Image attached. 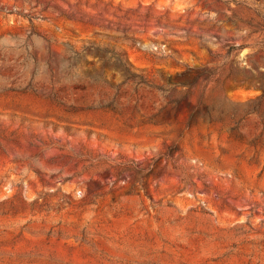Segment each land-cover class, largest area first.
<instances>
[{"label":"rangeland","instance_id":"obj_1","mask_svg":"<svg viewBox=\"0 0 264 264\" xmlns=\"http://www.w3.org/2000/svg\"><path fill=\"white\" fill-rule=\"evenodd\" d=\"M0 264H264V0H0Z\"/></svg>","mask_w":264,"mask_h":264},{"label":"trees","instance_id":"obj_2","mask_svg":"<svg viewBox=\"0 0 264 264\" xmlns=\"http://www.w3.org/2000/svg\"><path fill=\"white\" fill-rule=\"evenodd\" d=\"M226 1H232V0H226ZM116 56L118 57L120 64L125 67L126 73H128L129 72V69L127 67L128 64H127V61L123 58V54L116 53Z\"/></svg>","mask_w":264,"mask_h":264}]
</instances>
